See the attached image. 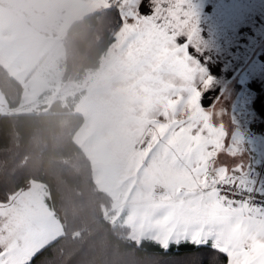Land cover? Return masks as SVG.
Masks as SVG:
<instances>
[{
  "label": "snow or ice",
  "instance_id": "obj_1",
  "mask_svg": "<svg viewBox=\"0 0 264 264\" xmlns=\"http://www.w3.org/2000/svg\"><path fill=\"white\" fill-rule=\"evenodd\" d=\"M235 2L245 12L253 0ZM136 10L139 23L124 41L126 71L133 102L158 132L153 178L162 191L160 225L176 235L162 251L191 244L200 264H212L208 252L219 253L217 264H264V184L250 164L229 170L223 157L235 158V150L202 104L212 77L203 58L201 0H139ZM261 42L264 29L248 45ZM7 231L0 220V244Z\"/></svg>",
  "mask_w": 264,
  "mask_h": 264
},
{
  "label": "crops",
  "instance_id": "obj_2",
  "mask_svg": "<svg viewBox=\"0 0 264 264\" xmlns=\"http://www.w3.org/2000/svg\"><path fill=\"white\" fill-rule=\"evenodd\" d=\"M138 3L120 0L122 25L99 66L83 78L88 77L83 99L97 102L104 116L98 123L130 124L131 131L145 124L130 94L124 51L126 34L139 23ZM107 5L106 0H0V63L22 84L23 96L34 85L30 78L35 73L42 78L39 95L49 93L50 79L61 72V37L77 18ZM238 7L235 0H201L203 58L212 77L202 104L211 113L212 123L223 128L227 147L235 150V158L223 157L229 170L237 164L245 171L249 164L253 170H264V134L246 127L250 116L264 125V42L254 48L248 45L264 29V4L253 0L245 12ZM12 109L0 92V112ZM147 127L143 129L152 142L149 151L154 157L157 141L153 137L158 132ZM35 185L26 183L10 201L0 203L5 213L0 220L8 229L0 244L3 264H23L62 233L60 221L44 202L45 189L41 192Z\"/></svg>",
  "mask_w": 264,
  "mask_h": 264
},
{
  "label": "trees",
  "instance_id": "obj_3",
  "mask_svg": "<svg viewBox=\"0 0 264 264\" xmlns=\"http://www.w3.org/2000/svg\"><path fill=\"white\" fill-rule=\"evenodd\" d=\"M121 25L119 2L77 18L61 37L62 81L83 79L96 69ZM0 92L8 108L16 107L23 93L1 63ZM81 93L54 99L48 112L0 114V203L26 183L42 182L44 202L62 226L60 236L23 264H200L201 253L191 244L165 252L151 238L136 242L128 225L104 215L103 209L111 211L112 196L96 185L91 161L74 139L84 121L74 110ZM207 255L217 264L219 253Z\"/></svg>",
  "mask_w": 264,
  "mask_h": 264
},
{
  "label": "rangeland",
  "instance_id": "obj_4",
  "mask_svg": "<svg viewBox=\"0 0 264 264\" xmlns=\"http://www.w3.org/2000/svg\"><path fill=\"white\" fill-rule=\"evenodd\" d=\"M41 79L37 73L30 78L34 85L24 96L22 93L21 103L12 109L13 112H48L54 99L63 100L67 95L88 87V77L85 80L62 81L60 72V75L50 79L52 84L46 87L50 90L49 93L39 95ZM103 109H106L105 106ZM74 110L84 117L74 139L91 161L96 185L113 199L111 211L103 209L104 215L112 223L128 225L130 237L136 242L151 238L166 247L175 241L174 229H165L160 225L158 204L162 191L153 178L155 156L149 151L152 142L147 139V130L143 129H148V125L142 124L135 131H131L130 124L100 125L98 122L104 116L101 115L97 102L84 100L83 93L77 99ZM108 110L112 111L109 108L106 111ZM33 184L44 192L45 185L42 182L33 181ZM191 239L201 242L196 234Z\"/></svg>",
  "mask_w": 264,
  "mask_h": 264
},
{
  "label": "built area",
  "instance_id": "obj_5",
  "mask_svg": "<svg viewBox=\"0 0 264 264\" xmlns=\"http://www.w3.org/2000/svg\"><path fill=\"white\" fill-rule=\"evenodd\" d=\"M108 5H115L120 0H106ZM246 127L249 131L257 133V134H264V125L255 117L250 116L246 121ZM256 176L258 183L264 184V170H253ZM227 191V189H226ZM232 191H237V189H233ZM240 198H246V196H241Z\"/></svg>",
  "mask_w": 264,
  "mask_h": 264
}]
</instances>
